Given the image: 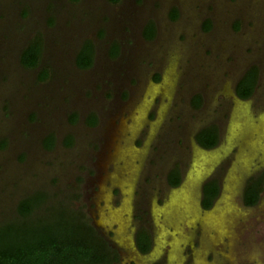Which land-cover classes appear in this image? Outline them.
<instances>
[{
  "label": "rangeland",
  "instance_id": "1",
  "mask_svg": "<svg viewBox=\"0 0 264 264\" xmlns=\"http://www.w3.org/2000/svg\"><path fill=\"white\" fill-rule=\"evenodd\" d=\"M111 1L0 0V224L42 191L34 216L59 205L85 213L114 232L123 264H264V182L257 205L242 199L249 174L264 180V0ZM37 34L34 70L19 58ZM86 41L94 61L80 69ZM252 66L255 93L238 101ZM210 125L223 135L206 156L193 141ZM190 162L189 185L165 198L168 169ZM206 171L221 195L203 214ZM138 223L153 228L146 257L133 248Z\"/></svg>",
  "mask_w": 264,
  "mask_h": 264
},
{
  "label": "trees",
  "instance_id": "2",
  "mask_svg": "<svg viewBox=\"0 0 264 264\" xmlns=\"http://www.w3.org/2000/svg\"><path fill=\"white\" fill-rule=\"evenodd\" d=\"M147 35L149 38L154 37V33L149 32ZM41 53L42 38L37 34L20 54L22 66L37 68ZM93 61L94 45L91 41H86L77 52L76 65L80 69H88ZM48 77L47 68H42L38 74L39 81H45ZM257 79L258 68L252 66L237 82V96L241 99L249 98L256 87ZM201 103L200 95H196L192 100L196 108ZM195 139L205 149L216 146L219 141L218 127H203L197 132ZM180 179L177 169L168 177L171 185H178ZM263 182L262 176L247 180L242 196L245 206L258 203ZM218 191L216 180L208 181L203 186V207L209 208L212 205ZM46 200L47 195L42 191L23 198L17 205L19 218L0 224V264H111L117 260L115 250H111L106 241L97 234L85 213L73 210L68 205H59L48 208L44 214L34 216V212L41 208ZM137 244L142 252L149 249L150 237L146 230L140 232Z\"/></svg>",
  "mask_w": 264,
  "mask_h": 264
},
{
  "label": "flooded vegetation",
  "instance_id": "3",
  "mask_svg": "<svg viewBox=\"0 0 264 264\" xmlns=\"http://www.w3.org/2000/svg\"><path fill=\"white\" fill-rule=\"evenodd\" d=\"M42 60V53H41V58H40V64H39V66L37 67V68H32V69H34V70H36V69H38L40 66H41V61ZM90 68V67H89ZM246 72V71H245ZM243 76V75H242ZM241 76V77H242ZM258 76H259V71H258ZM259 78V77H258ZM241 79V78H240ZM239 79V80H240ZM238 80V81H239ZM237 81V82H238ZM257 83H258V79H257ZM236 85H237V83H236ZM256 86H257V84H256ZM255 89H256V87H255ZM255 89H254V91H253V93H252V95L249 97V98H247V100L249 99L250 100V98L254 95V93H255ZM235 93H236V86H235ZM236 96H237V94H236ZM205 101V100H204ZM203 104H205V102H203ZM202 104V105H203ZM88 117V116H87ZM86 117V118H87ZM98 123V122H97ZM94 126H96V124L95 125H93V126H91V127H94ZM219 130V129H218ZM198 132V131H197ZM197 132L195 133V136H196V134H197ZM222 132H221V130H219V141H218V143H217V145L216 146H218V144L220 143V140H221V138H222ZM193 142H195V144L196 145H198V146H200L199 144H198V142L196 141V139H195V137H194V141ZM216 146H214V147H216ZM201 147V146H200ZM214 147H212V148H214ZM212 148H210V149H212ZM190 154H191V152H190ZM191 160V159H190ZM190 166H191V162L187 165L186 164V166L185 167H182V165L181 166H177V167H170L169 169H168V171H167V173H166V179H165V181H166V185H167V189H166V193H165V198L167 197V195H168V193H170L171 191H173L174 189H176V188H178L179 186H180V184L182 183V181H183V179H184V177H185V175H186V173H187V171L189 170V168H190ZM175 169H177L178 171H179V173H180V176H181V179H180V182H179V184L178 185H171L170 183H169V181H168V177H169V175L171 174V172L173 171V170H175ZM220 169H223V165H221L220 167H219V170ZM249 179V178H248ZM248 179H246V181H245V184H244V188H245V185H246V183H247V180ZM211 180H216V182H217V184H218V186H219V191H218V194L216 195V197L214 198V200H213V202H212V205L209 207V208H205V207H203V205H202V201H203V186L208 182V181H211ZM203 186H202V191H201V195H200V207H201V210H209L212 206H213V204L215 203V201L220 197V193H221V183H220V178H219V176H218V173H216V174H214V173H211V175H210V177L203 183ZM97 190H98V187H97ZM243 191H244V189H243ZM113 196L114 195H118V202H117V204H116V206L115 207H117L118 205H119V200H120V193H119V191H118V189L116 188V191L112 194ZM164 200V199H163ZM259 200H260V197H259ZM259 202V201H258ZM258 204V203H257ZM256 204V205H257ZM94 207H96V206H94ZM96 210H97V208H95ZM142 214L143 215H138L137 216V214L136 215H134L133 216V219H139L140 221H142L143 220V216L144 215H147V214H149L150 216H151V214H150V207H149V210H148V212H146L145 211V209H143V212H142ZM89 223L93 226V228L95 229V231L97 232V234L99 235V236H101L105 241H106V243H107V245H108V247L111 249V250H115V252H116V254H117V260H114V261H112L111 262V264H123V256H122V253L120 252V248H119V246H117V244H115V242H114V240H113V237H114V232L112 231V230H110L109 232H107V230L104 232L103 231V228L101 227V226H99V225H97L96 223H95V221H93V220H91V221H89ZM152 227H153V223H152ZM142 230H147V232L149 233V237H150V247H149V249L146 251V252H142L140 249H139V247H138V244H137V241H138V237H139V234H140V232L142 231ZM197 232H198V234H199V231L197 230ZM132 237H133V242H134V245H135V247H136V250L138 251V252H140L141 254H143V255H145V254H149L150 253V251L152 250V248H153V244H154V234H153V228H152V230H150L146 225L144 226H142L141 224H139L138 223V225L136 226V227H134V231H133V235H132Z\"/></svg>",
  "mask_w": 264,
  "mask_h": 264
},
{
  "label": "water",
  "instance_id": "4",
  "mask_svg": "<svg viewBox=\"0 0 264 264\" xmlns=\"http://www.w3.org/2000/svg\"><path fill=\"white\" fill-rule=\"evenodd\" d=\"M235 99L236 100H238V101H247V99H241V98H239L238 96H236L235 95ZM193 144L195 145V147L203 154V155H208L209 153H212V152H214L218 147H219V145H220V143L218 144V146H216V147H214V148H212V149H205V148H203V147H200V146H198V145H196L195 144V142H193ZM206 161L205 162H203V165L201 166V167H205L206 166ZM208 171H206V173H204V174H200L199 176H200V178L198 179V181H197V189H198V194H199V198H200V195H201V191H202V186H203V183L210 177V175H211V173L209 172V173H207ZM189 172L187 171V173H186V175H185V177H184V179H183V181H182V183L180 184V186L178 187V188H176V189H174L173 191H182L187 185H189V181H190V175L188 174ZM252 174V173H251ZM250 175V174H249ZM248 175V176H249ZM247 176V177H248ZM246 177V178H247ZM246 178L244 179V181L242 182V186L244 185V183H245V180H246ZM242 186H241V189H242ZM241 189H240V192H241ZM220 195H221V193H220ZM240 195V194H239ZM218 200H219V198L215 201V203L213 204V206L209 209V210H201V207H200V199H199V201H198V207H199V209H200V211L203 213V214H207V213H210L215 207H216V205H217V203H218ZM175 232L176 233H178V235L179 236H181V233H180V230L178 231V230H176L175 229ZM178 241V240H177ZM133 248H134V250L135 251H137L136 250V247H135V245H134V242H133ZM153 249V248H152ZM138 252V251H137ZM138 254L139 255H141V256H144V257H146V256H148L149 254H145V255H143V254H141L140 252H138Z\"/></svg>",
  "mask_w": 264,
  "mask_h": 264
},
{
  "label": "crops",
  "instance_id": "5",
  "mask_svg": "<svg viewBox=\"0 0 264 264\" xmlns=\"http://www.w3.org/2000/svg\"><path fill=\"white\" fill-rule=\"evenodd\" d=\"M40 70H41V69H40ZM40 70H39V71H40ZM38 74H39V72H38ZM49 74H50V73H49ZM49 76H50V75H49ZM48 78H49V77H48Z\"/></svg>",
  "mask_w": 264,
  "mask_h": 264
}]
</instances>
